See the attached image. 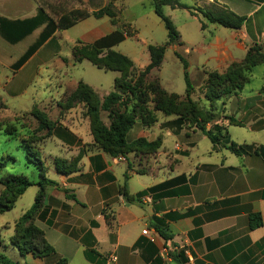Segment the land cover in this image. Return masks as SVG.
Segmentation results:
<instances>
[{
  "label": "crops",
  "instance_id": "0c3cea01",
  "mask_svg": "<svg viewBox=\"0 0 264 264\" xmlns=\"http://www.w3.org/2000/svg\"><path fill=\"white\" fill-rule=\"evenodd\" d=\"M118 1L124 0H113L112 3L120 10ZM205 3L227 7L218 0H206ZM227 9L237 14L233 8ZM162 10L172 18L170 13L175 9L163 6ZM148 14H141L139 20L144 22ZM189 14L199 21L196 32L188 34L195 42L185 39L177 28L180 44L167 46L159 67L160 85L169 93L171 91L163 85L161 68L168 54L179 60L175 51L182 55V45L187 72L190 77L194 74L201 78L200 87L205 84L208 72H225L232 63L245 57L249 47L263 43L260 40L264 34V0L245 16L240 29H219L201 14ZM8 18L6 38L0 34L4 40L0 41V51L7 46L3 42L23 44L18 59L36 44L41 34L49 33L18 68L13 66L17 58L8 63L12 76L5 80V86L0 84V91L6 88L15 98L27 92L29 83L41 67L46 68L58 62L60 57L70 56L69 50H63V45L54 41L58 32L75 28L73 38L64 39L66 47L78 42L97 43L105 51H117L128 39L108 16H89L66 30L45 28V17L37 8L22 20ZM23 20H28L27 28L20 32ZM123 24L138 31L133 21L124 20ZM150 29L158 32L159 40L146 38L141 42V53L130 44L122 52L139 69L150 61L147 46L162 44L167 39L161 20L151 19ZM137 36L138 32L130 38ZM190 45L195 47L193 52ZM78 80L86 83L81 76ZM263 87L264 75L256 85H252L250 78L238 93L215 104L220 117L206 126L208 129L216 122L222 124L229 141L262 148L257 152L236 154L222 145H214L194 126L180 124L176 117L157 112V121L151 126H143L136 119L126 140L159 139V148L153 153L131 152L118 161L117 157L109 156L94 145L88 119L82 125H55L52 139L43 146L44 154L52 163L43 157V164L46 178L57 185L45 187L42 208L35 218V225L42 230L55 253L38 257L18 252L12 256L13 261L56 264L60 259H66V264H185L184 255L174 247L186 241L198 264H264ZM225 116H232L240 125L229 124ZM70 155L74 158L80 155L76 170L66 175L56 173L54 158L68 159ZM124 183L131 200L123 196ZM141 191H145L144 195H149L151 201L143 203L137 199ZM257 214L261 224L250 227L251 217ZM155 218L167 226L171 235L169 240L165 241L155 230ZM14 222L4 225L12 227V234ZM144 229L146 234L142 233ZM165 250L167 255H161ZM180 254L182 256H177Z\"/></svg>",
  "mask_w": 264,
  "mask_h": 264
},
{
  "label": "trees",
  "instance_id": "16d2710c",
  "mask_svg": "<svg viewBox=\"0 0 264 264\" xmlns=\"http://www.w3.org/2000/svg\"><path fill=\"white\" fill-rule=\"evenodd\" d=\"M262 1V0H260ZM153 12L160 18L167 32V39L164 43L158 45L149 44L147 50L149 53V63L134 76V64L126 55L112 49H107L104 54L102 48L97 43L80 44L78 42L73 48V60L78 63L85 59L98 69L106 71H115L119 75L114 78L113 89L100 99L94 90L83 81H78L76 88L70 95L75 103H81L85 108V115L89 121V130L93 143L109 156H125L128 153H153L159 146V139L147 141L145 138H137L132 142H127L126 134L131 129L136 119L143 126H151L157 121L156 113L160 112L167 116L176 117V122L194 126L200 132L205 134L214 145H222L230 151L241 154L248 152H257L261 150L253 145H237L227 138L224 126L220 123H214L210 128L207 124L216 121L217 107L216 102L238 93L243 86L250 81L249 75L253 68L264 63V50L258 47V43L253 44L247 49L245 57L240 62L232 63L223 73L216 71L208 72L204 84L203 97L207 104L200 105L199 101L192 99L193 85L190 82L187 72V62L175 51V55L183 64V74L185 81L184 96L181 97L173 92L165 91L160 83L152 81L146 83L147 76L153 70H158L168 45L180 44L179 32L172 20L163 13L162 7L169 6L172 9H187L192 15L196 12L201 14L208 22L223 26L225 28L240 29L244 24L246 17L238 15L226 7L212 3L205 7H191L178 0H151ZM38 12L47 15L44 10L38 7ZM93 16L100 18L108 16L111 23L114 24V13L107 7H101L91 12L80 9H73L68 13L60 14L56 19L48 18L46 22L47 29L66 30L77 22ZM35 22V21H34ZM37 22V20H36ZM35 22V23H36ZM28 20L20 22V32L27 28ZM38 24V22L36 23ZM203 27V24L201 25ZM24 31V30H23ZM0 34L6 38V31L3 26L0 27ZM24 35L21 33V37ZM47 34H41L38 43L21 56L15 63L14 68H18L26 58L31 54L34 48L39 46L47 37ZM20 37V38H21ZM264 88V87H263ZM73 105V104H72ZM68 104L66 107L70 108ZM101 112H106L108 123H104L101 118ZM32 115L37 121V131H47V137L51 136L54 122L50 121L44 112L33 110ZM229 124L240 125V122L232 116H225ZM27 160L33 163L39 170V179L32 181L23 175H10L0 180L4 189L0 193V213L12 209L16 200L30 186H38L32 206L24 211L14 222V231L9 238L10 244L15 247L20 255L31 253L34 256L45 257L54 254V248L45 240L43 232L35 225V218L38 216L45 195L47 185L55 186L57 183L46 178L45 167L37 151H32L30 145L25 146ZM80 155L71 161L54 158L53 167L58 174H68L76 170L77 161ZM126 178V177H125ZM151 190V189H149ZM145 191L137 194L136 198L143 196ZM123 196L131 200L126 192V185H123ZM73 197V196H72ZM261 224L260 215L251 217L250 227ZM154 228L161 238L165 241L171 238L167 226L161 219H154ZM177 256H182L177 255ZM174 257V255H173ZM186 259H184L185 263ZM0 264H19L13 262L10 258L0 252ZM56 264H66V259H60Z\"/></svg>",
  "mask_w": 264,
  "mask_h": 264
},
{
  "label": "rangeland",
  "instance_id": "374dc122",
  "mask_svg": "<svg viewBox=\"0 0 264 264\" xmlns=\"http://www.w3.org/2000/svg\"><path fill=\"white\" fill-rule=\"evenodd\" d=\"M112 1L113 0H0V27L3 26L5 28L6 23H8V17L14 18V21L17 19L22 20L23 17L26 18V16L33 14L34 8L39 9L38 7H41L47 12V20L50 17L56 19L60 14L68 13L73 9L91 12L95 9L107 6L115 15L113 20L114 24L122 29L123 32L126 33V36H128L127 41L119 46L117 52H124L125 47L130 44L132 47L136 48L138 53H141L143 48L141 42H144L146 38L148 40H159L158 32L150 29L151 19L160 21L153 12L151 0H124L122 3L118 1V4H121L120 10L113 6ZM178 1L189 6L191 5V7L194 8L197 6L205 7L212 5V3L206 4V0ZM262 1L218 0V2L225 4V6H227L226 8H233L237 14H243L244 16H247L254 8H257ZM146 13L149 14L144 18V22H141L139 16L141 14L145 15ZM170 14L172 18H169L174 23L176 29L178 28L183 32L185 39L190 38L193 40V37L188 36V34L196 32L199 24L198 19L190 16L187 9L177 8L172 10ZM117 16L120 17L117 19ZM198 18L201 21L205 20L202 17ZM124 20L135 22L138 26V31L131 29L127 24H123ZM215 25L219 27V29H228L217 24ZM74 31L75 28H72L65 32L60 31L55 34L54 41L61 43L63 45V50H69L70 56H66V58L60 57L58 62L46 68L41 67L34 79L29 83L26 93L15 98L7 93L6 88L0 91V180L10 175H23L32 181L38 180L39 170L33 163L27 160L26 145H30L32 151H37L42 161L46 159L50 164L52 163L49 156L44 154L45 150L43 149L47 141L52 139V134L50 137H47L46 130H36L37 121L32 115L33 110L36 109L44 112L47 118L54 122V125L60 123L65 125V127L67 125H82L84 120L88 119L85 115V108L81 103H75V100L70 99V95L76 88L78 81H82L78 80V78L81 76L87 84L92 86L93 88H91L100 99L113 89V82L114 78L117 77V72L98 69L85 59L78 63L73 60V48L75 45L68 44L66 47L64 39L68 37L73 38ZM152 31L153 34L150 35ZM137 32L138 36L136 38H130ZM0 41H4L1 36ZM36 41L38 43L39 40L36 39ZM260 41L263 43L258 44V47L264 50V34ZM3 43L7 46L0 51L1 86H5V80L11 79L12 72L8 69L7 65L16 60L21 47H23V44L9 45L6 42ZM81 44L80 42L78 46ZM189 47L193 52L195 48L194 45H190ZM180 51L182 53L181 56L184 58L185 55L182 52L183 45L180 47ZM104 53L105 50H103L101 54ZM140 70L142 69L136 68L134 65V76L137 75ZM182 70V62L174 58L173 55L168 54L164 66L161 68V78L165 88L177 95H183L185 91V81ZM262 75H264V63L255 66L249 75L252 85H256L261 80ZM189 79L191 84L196 88L193 90V99L199 101L200 105L207 104L203 97L204 84L198 87V82H201V78L193 74L191 77L189 76ZM152 81L160 83L159 69L153 70L150 75L147 76L146 83ZM94 88H96V90ZM68 104L73 105L67 108L66 106ZM216 117H220L218 112ZM101 118L104 123H108L106 112H101ZM54 128L51 133H53ZM68 157H70L68 158L70 160L74 158L72 155ZM58 159L70 161L64 158ZM3 189L4 187L2 183H0V193ZM36 191V186L28 187L16 200L12 209L0 213V252L12 261V256L18 255L19 253L9 242V238L12 236V227H5L4 225H11L14 220L21 216L22 211H26L32 206Z\"/></svg>",
  "mask_w": 264,
  "mask_h": 264
},
{
  "label": "built area",
  "instance_id": "2783aa9c",
  "mask_svg": "<svg viewBox=\"0 0 264 264\" xmlns=\"http://www.w3.org/2000/svg\"><path fill=\"white\" fill-rule=\"evenodd\" d=\"M118 161H122L124 160L122 155H118L116 156ZM140 201L141 202H147V201H151L150 196L149 195H143L140 197ZM143 234L147 233V230L144 229L142 230ZM174 249L178 250V252H180L182 255H184L186 261L185 264H198L195 261V257L193 256V254L191 253L190 249H189V244L186 241H182L179 243V245L177 247H174ZM161 255H167V251H163V253Z\"/></svg>",
  "mask_w": 264,
  "mask_h": 264
}]
</instances>
